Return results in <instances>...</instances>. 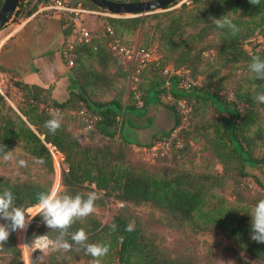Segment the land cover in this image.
<instances>
[{"label":"trees","instance_id":"16d2710c","mask_svg":"<svg viewBox=\"0 0 264 264\" xmlns=\"http://www.w3.org/2000/svg\"><path fill=\"white\" fill-rule=\"evenodd\" d=\"M40 1L19 0L11 21L18 22L28 17ZM72 3L102 12L85 0H72ZM226 15L239 29L235 35L228 29H218L209 19L210 16L220 19ZM102 20L100 35L89 31V42L74 47L67 100L46 104L27 93L21 94L22 104L13 109L0 94V156L19 146L26 156L35 161L42 159L43 163L37 164L45 173L51 174L53 152L59 155L64 166L60 171V185L66 195L79 194L87 198L94 191L99 194L95 204H101L103 198H114L133 205L148 204L162 210L170 222L188 226L195 232L213 230L231 239L239 251L264 262V243L250 238V213L255 204L264 199V104L254 101L258 94H264V90H259L261 80L249 69L253 56L264 60V0H260L259 5H252L249 0H188L167 12L136 17H104ZM106 26L112 29L114 37L123 45L124 38L136 31L141 32L137 48L150 51L151 42L159 43L158 58L154 63L143 67L129 65L123 69L122 76L130 85L134 69H139L137 84H133L130 92L135 103L130 106L121 104V90L114 92L107 101L96 102L93 99V93H100L105 86L101 84L100 74L91 72L89 64H103L107 56L124 59L107 49L110 38L105 33ZM63 31L66 38L69 30L63 28ZM253 36L257 39L246 50L245 45L251 43ZM205 54H210L211 59L204 58ZM238 64L243 65L244 76L240 80L234 77L232 90H228L231 98L219 90L218 86L222 85L220 80L211 89V78H218L220 69H233ZM166 66L190 73L196 85L183 90L179 77H162L161 69ZM145 73H151L150 78L143 76ZM12 85L19 87L17 83ZM18 89L23 91L21 86ZM163 92L171 98V103L164 107L173 114L172 127L166 133L150 136L148 144L135 146L147 150L167 140L172 130L180 125L176 102L183 99L189 106L186 126L179 127L166 152H175L178 159L188 155L190 161L186 164L174 163L176 166L173 168L161 166L151 172L129 164L109 144L118 140L134 145L121 135L119 119L128 112H143L151 102L159 105L154 97ZM31 101L36 104L43 102L60 110L61 128L55 135L44 126L51 115L39 111ZM80 106L98 117L89 131L83 129L76 115ZM205 109L216 116L211 124L203 122L199 116ZM71 119L80 124L86 137L97 135V145L82 143L69 128ZM207 131L209 134H206ZM195 136L207 138L199 150L190 147V142L196 140ZM204 152L206 156L197 167L193 159ZM162 154L158 156L163 157ZM207 160L213 163H205ZM214 164L221 166L220 172H214ZM246 167L255 169L256 174H248ZM229 173L232 179L227 185L224 180L225 174ZM246 178L258 191V195L249 201L239 199L242 192H236ZM49 186V180L14 184L0 178V194L11 191L15 198L14 206L23 208L27 216L31 209L38 207L39 194L49 192ZM39 212L31 219L25 239L34 229H46L49 235L46 237L55 243L61 239L60 232L49 229ZM7 223L0 219V224ZM112 223L117 225L116 231L110 229ZM129 224L134 227L131 232L126 230ZM88 225L86 229L75 222L63 239L72 243L71 234L83 228L89 243L110 244V252L102 258L101 264H192L161 253L153 238L146 235L137 222H131L121 214L112 217L107 225L100 226L97 222ZM13 233L10 232L7 242L0 249V260L8 258L5 264H21ZM31 240L25 241L28 246ZM72 248L79 249L80 246L73 244ZM87 258L93 259L89 255Z\"/></svg>","mask_w":264,"mask_h":264},{"label":"rangeland","instance_id":"374dc122","mask_svg":"<svg viewBox=\"0 0 264 264\" xmlns=\"http://www.w3.org/2000/svg\"><path fill=\"white\" fill-rule=\"evenodd\" d=\"M181 1L182 0L164 10H161L159 13L177 9L181 5ZM187 2L188 0L186 3ZM90 11H92V13L84 16L83 23L93 35H100V33H102L103 26L102 19L107 17L106 15L108 14L92 9ZM14 23L16 22L11 21L10 19L4 28L6 26H11ZM4 28L0 30V35ZM256 39L257 37L253 36L250 39L251 43H247V45H245V49L249 50L252 43H254ZM123 42L125 46L138 47L141 42V32L136 31L132 36L124 38ZM158 49L159 43L157 41L151 42L149 50L154 54L156 59L158 58ZM204 58L211 59V56L210 54H205ZM129 65L130 62L128 60L116 57L113 58L111 56H107L103 64H97L94 62L89 64L91 72L93 74H100L102 82L101 84L105 86L100 93L98 91L93 93V99L97 100L96 102L107 101L113 96L114 92L121 90V104L124 106H130L135 103V100H133V103L130 97V92L133 85H130L127 82V79L122 76L123 69L127 68ZM145 74L146 75L143 76L150 78L151 73ZM160 75L164 77L161 72ZM187 75L188 78L191 79L192 76L190 73ZM243 76L244 70L242 64H238L235 68H231L229 70L227 68L220 69L219 77L211 78V89H213L214 86L217 85V81L220 80L222 85L218 86L220 87L219 90H221V93L224 95L228 94V90H232V82L235 79L234 77H236V80H240L243 78ZM1 78L3 81L2 96H4L6 104L15 109L17 105L22 104V95L16 92L15 87L12 85L14 82L7 75L2 74ZM201 78L202 77H200V80ZM263 86L264 80H261L259 89L260 91L264 90ZM228 96H231V94H228ZM154 98L159 101V105L151 102L147 105L143 112H130L128 117L123 115L119 119L118 124L121 127L120 132L124 138L129 137L127 136V130L129 128L128 126H130L131 123L138 121L139 118L141 120L139 114H142L145 111L148 113H154L152 116L158 114V116L156 115L157 123L154 127V133L161 134L169 131L173 125V114L164 106L171 103V98H169L168 93L166 92H163ZM199 116L202 117L203 122H208V124L213 123V121L216 119V116L213 115L208 109L203 110V113L199 114ZM69 128L73 134L84 144L97 145V142H99V137L97 135H94L91 138L86 137V132L74 119H71ZM207 132L206 134H209V131ZM83 138L86 140H82ZM195 138L196 140L190 142V147L192 150H199L203 143L206 142L205 139L207 138H200L198 136H195ZM131 141L133 140L131 139ZM109 147L113 151H118L119 156L129 164L143 167L151 172L155 171L161 166L173 168L179 163L186 164L188 161H190L188 155L178 159V156H176L175 152H164L162 154L163 157L158 155L157 157H152L148 150L135 145H127L118 140L110 143ZM6 155L10 157L7 160L4 159ZM6 155L0 156V178L6 179L14 184L43 183L46 180H49V191L59 190L60 195H66L63 187L60 185V171L62 168H64V166L61 164L59 155L52 152L51 174L45 173L34 159L23 154L19 146H14L10 151H8ZM205 156V152L198 153L196 158L193 159L194 165L197 167L200 166V161H202V158ZM21 160L25 161L26 166L20 165L19 161ZM174 163H176V165H174ZM205 163L211 165L213 162L211 160H207ZM220 170L221 166L214 164V172H220ZM245 171L250 175L256 174L255 169L251 167H246ZM230 179H232L231 173L228 175L225 174L224 182L227 185L231 184ZM244 181V183H240L236 192H242L239 199L249 201L258 195V191L254 186H252L249 178L244 179ZM97 196H99V194ZM39 211L40 209L38 207L31 209L29 211L28 217H34ZM118 214L127 217L131 222H137L140 225L142 231L146 235H149L153 238L161 253L166 254L169 258L188 261L192 264H264L263 261L239 251L231 239L224 237L220 233H216L213 230L195 232L188 226H179L170 222L162 210L154 208L148 204L133 205L115 200L114 198H103V202L101 204H96V211L92 215L85 219L77 220L76 222L88 229L89 223L97 222L100 224V226L107 225L112 217ZM21 231L22 230H17L13 233L15 246L19 250L21 264H94V259H88L87 255L82 253L85 252L82 248H72L69 251L54 249L43 254L31 253L21 242ZM38 235H45L49 237L46 229H34L33 231L29 232L25 241L28 242L29 239H33ZM26 246L28 245L26 244ZM7 260V257H3V261L0 260V264H5Z\"/></svg>","mask_w":264,"mask_h":264},{"label":"crops","instance_id":"0c3cea01","mask_svg":"<svg viewBox=\"0 0 264 264\" xmlns=\"http://www.w3.org/2000/svg\"><path fill=\"white\" fill-rule=\"evenodd\" d=\"M32 13L1 31L0 75H7L23 88V91L15 88L18 94L28 93L46 104L64 102L69 97L70 84L68 70L60 57L65 39L63 26L54 17ZM153 114L147 111L139 114L141 120L128 126L129 137L125 139L134 145L148 144L150 136L156 134L158 114ZM129 115L130 112L124 114ZM25 232L26 229L21 231V242L25 241Z\"/></svg>","mask_w":264,"mask_h":264},{"label":"clouds","instance_id":"9594fccd","mask_svg":"<svg viewBox=\"0 0 264 264\" xmlns=\"http://www.w3.org/2000/svg\"><path fill=\"white\" fill-rule=\"evenodd\" d=\"M249 3L259 5L260 0H249ZM209 19L211 24H214L218 29H228L233 35L239 31L237 26L227 18V15L220 19L210 16ZM249 69L255 74L257 79L264 80V60H261L259 56L252 57ZM254 101L264 104V94H258ZM50 115L51 118L45 122L44 126L50 134L55 135L61 128L62 115L56 109L51 110ZM9 158L8 155L4 157L5 160ZM36 162L43 163V160L38 158ZM19 163L21 166H26L23 160L19 161ZM14 199L13 193L9 190L0 194V219L8 222L7 224H0V249L7 242L11 231L25 230L33 218H29L23 208L14 206ZM97 199L98 196L94 191L90 192L87 198H83L79 194L75 196L60 195L59 190L39 194L37 205L40 209L39 215H41L43 222L49 229L60 232L61 239L54 244L56 250L69 251L75 244L83 248L85 254L94 259V264H101L102 258L110 252V244L89 243L88 234L83 228L71 234L72 243L63 239L77 220L85 219L96 211L95 202ZM250 216L251 240L264 243V199L259 200L255 204ZM109 227L112 231L117 230L115 223H112ZM126 230L129 232L133 231V225L129 224Z\"/></svg>","mask_w":264,"mask_h":264},{"label":"built area","instance_id":"2783aa9c","mask_svg":"<svg viewBox=\"0 0 264 264\" xmlns=\"http://www.w3.org/2000/svg\"><path fill=\"white\" fill-rule=\"evenodd\" d=\"M186 1L187 0H182L181 3H186ZM90 13H92V11L82 7L80 4H73L71 0H42L35 6V9L32 13V15H47L54 17L61 22L63 28H68L69 35L64 39L60 49V57L67 70H69V68L72 66L74 60L75 45L86 44L90 40V32L83 23L84 16ZM108 15L106 16L111 17V15ZM105 33L110 38L109 42L107 43V49L113 54L128 60L130 65H138L139 67H143L144 65H149L156 61V58L151 51L139 49L137 47H126L125 45L121 44L120 41L114 37L113 31L110 27H105ZM138 71V68L134 69L133 71L131 76L132 85L137 82L136 74H138ZM161 74L167 77H179L181 80L180 88L183 90H189L191 87L196 85L195 81L188 78L187 72L185 71H175L171 67L166 66L161 69ZM0 85L3 87L1 75ZM0 94L2 95L1 92ZM229 98H231V96H229ZM30 103L37 107L39 111L47 115H50V112L53 109L59 110L44 104H36L33 101ZM139 106L140 103H138V107ZM176 110L180 116V125L178 128L172 130L167 140L159 142L147 149L152 157H156L157 155L166 152L169 149L170 141L175 138L179 127L183 128L186 126V118L189 112V106L185 100H177ZM76 115L85 131H89L98 121V117L95 114L89 112L83 106H80ZM22 243L31 253L43 254L55 249V243L44 235L35 236L29 246H26L24 240Z\"/></svg>","mask_w":264,"mask_h":264},{"label":"water","instance_id":"95a60500","mask_svg":"<svg viewBox=\"0 0 264 264\" xmlns=\"http://www.w3.org/2000/svg\"><path fill=\"white\" fill-rule=\"evenodd\" d=\"M98 10L114 17H136L159 13L180 0H144L138 2H118L113 0H85ZM19 0H3L0 5V30L10 21ZM69 74V70H68Z\"/></svg>","mask_w":264,"mask_h":264},{"label":"bare ground","instance_id":"6f19581e","mask_svg":"<svg viewBox=\"0 0 264 264\" xmlns=\"http://www.w3.org/2000/svg\"><path fill=\"white\" fill-rule=\"evenodd\" d=\"M2 89H3V87H2V85H0V92L2 93Z\"/></svg>","mask_w":264,"mask_h":264}]
</instances>
